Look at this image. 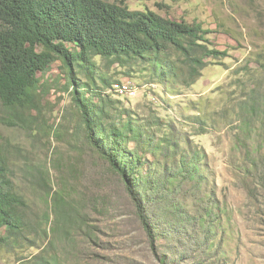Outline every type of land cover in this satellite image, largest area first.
I'll return each mask as SVG.
<instances>
[{"label":"rangeland","instance_id":"obj_1","mask_svg":"<svg viewBox=\"0 0 264 264\" xmlns=\"http://www.w3.org/2000/svg\"><path fill=\"white\" fill-rule=\"evenodd\" d=\"M124 3L132 10L149 9L199 24L207 31L208 46L225 52L215 59L206 56L207 65L189 86L180 84L181 80L169 86L159 84L145 65L130 68L97 60L100 72L113 84L124 85L109 89L120 100L115 106L149 124L152 141L144 137L129 143L144 156L143 172L178 168L169 156L179 159L186 151L190 156L198 151L204 180L200 185L196 180L177 181L176 198L197 215L208 206L201 231L209 228L213 236L210 253L219 246L225 264H264L262 170L249 169L260 156L249 152L254 140L246 143L236 135L238 102L247 91L244 87L252 84L248 72L256 69L258 54L264 56V0ZM61 74L59 61L40 74L43 108L39 114L32 113L35 123H10L12 118L0 105L2 149L16 188L28 200L30 215L51 213L45 225L48 235L35 239V246H28L25 239L14 253L2 249L0 264H23L47 248L61 264H160L120 177L84 140L79 114L62 89ZM167 138L175 144L171 151L167 146L152 151L153 145ZM147 142H152L148 148ZM60 194L76 205L87 222L70 235L54 230L58 214L51 207ZM158 246L161 252H169L166 238L159 236Z\"/></svg>","mask_w":264,"mask_h":264},{"label":"trees","instance_id":"obj_2","mask_svg":"<svg viewBox=\"0 0 264 264\" xmlns=\"http://www.w3.org/2000/svg\"><path fill=\"white\" fill-rule=\"evenodd\" d=\"M206 33L199 24L149 9L132 10L124 0H0V105L12 118L10 123L36 122L32 113L39 114L43 108L40 74L59 61L65 78L62 89L79 114L84 140L120 177L160 264H225L219 246L210 253L209 228L201 231L208 206L197 215L176 198L177 181L203 182L199 152L190 156L186 151L179 159L169 156L178 168H150L144 173V156L129 143L144 137L152 141L149 124L115 106L120 100L109 89L124 85L113 84L100 72L97 59L122 67L145 65L159 84L169 86L181 80L180 84L189 86L207 65L206 56L215 59L225 53L208 46ZM248 75L252 84L244 87L247 91L238 102L236 135L243 142L249 138L256 142L249 152L260 157L253 159L249 169L262 170L259 177L264 187L263 55L258 54L256 69ZM162 142L153 145L152 151L175 146L170 138ZM30 208L13 181L0 137V251L6 248L14 253L25 239L28 246H35V239L48 235L45 225L51 213L30 215ZM51 209L58 214L54 230L60 234L70 235L87 223L76 205L61 194L54 197ZM29 215L38 221L30 222ZM159 236L168 240V253L161 252ZM59 259L47 248L23 264H61Z\"/></svg>","mask_w":264,"mask_h":264}]
</instances>
